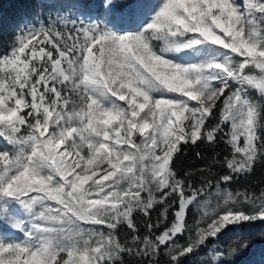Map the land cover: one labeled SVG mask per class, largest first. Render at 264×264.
Returning a JSON list of instances; mask_svg holds the SVG:
<instances>
[{
  "label": "snow or ice",
  "instance_id": "6c2138e0",
  "mask_svg": "<svg viewBox=\"0 0 264 264\" xmlns=\"http://www.w3.org/2000/svg\"><path fill=\"white\" fill-rule=\"evenodd\" d=\"M13 2L0 264H264V0Z\"/></svg>",
  "mask_w": 264,
  "mask_h": 264
},
{
  "label": "trees",
  "instance_id": "16d2710c",
  "mask_svg": "<svg viewBox=\"0 0 264 264\" xmlns=\"http://www.w3.org/2000/svg\"><path fill=\"white\" fill-rule=\"evenodd\" d=\"M0 3L3 4V12L5 17V23L11 24L17 15L23 10L24 6L19 3L13 2V0H0ZM193 161V154L190 152L183 160V166H189ZM196 165H199L200 162L196 161ZM264 178V168H257L254 177L249 178V180L262 179ZM264 233V225L258 226L251 233L250 236L254 237L253 244L259 242V235Z\"/></svg>",
  "mask_w": 264,
  "mask_h": 264
},
{
  "label": "rangeland",
  "instance_id": "374dc122",
  "mask_svg": "<svg viewBox=\"0 0 264 264\" xmlns=\"http://www.w3.org/2000/svg\"><path fill=\"white\" fill-rule=\"evenodd\" d=\"M264 255V241H259L253 244V248L250 250L249 255L246 257L247 261L255 262L259 260V257Z\"/></svg>",
  "mask_w": 264,
  "mask_h": 264
}]
</instances>
